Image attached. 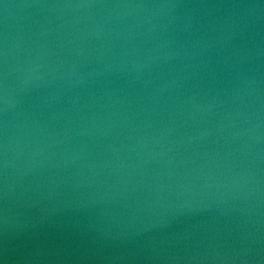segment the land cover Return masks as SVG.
I'll use <instances>...</instances> for the list:
<instances>
[{
    "label": "water",
    "instance_id": "1",
    "mask_svg": "<svg viewBox=\"0 0 264 264\" xmlns=\"http://www.w3.org/2000/svg\"><path fill=\"white\" fill-rule=\"evenodd\" d=\"M0 264H264V0H0Z\"/></svg>",
    "mask_w": 264,
    "mask_h": 264
}]
</instances>
